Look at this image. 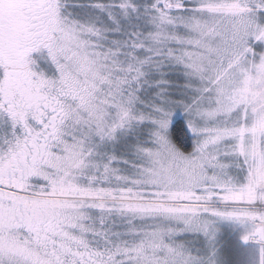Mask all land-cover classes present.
Returning <instances> with one entry per match:
<instances>
[{"label": "snow or ice", "instance_id": "1", "mask_svg": "<svg viewBox=\"0 0 264 264\" xmlns=\"http://www.w3.org/2000/svg\"><path fill=\"white\" fill-rule=\"evenodd\" d=\"M217 218L264 242V0H0V264H216Z\"/></svg>", "mask_w": 264, "mask_h": 264}, {"label": "rangeland", "instance_id": "2", "mask_svg": "<svg viewBox=\"0 0 264 264\" xmlns=\"http://www.w3.org/2000/svg\"><path fill=\"white\" fill-rule=\"evenodd\" d=\"M215 227L217 229L214 240L216 264H259V262L252 260V258L236 244L245 230L249 232L254 231V225L251 222L240 223L236 220H223L217 218ZM187 239L195 246H201L204 243L202 238L190 236ZM250 242L264 245V242H258L256 240H250Z\"/></svg>", "mask_w": 264, "mask_h": 264}, {"label": "trees", "instance_id": "3", "mask_svg": "<svg viewBox=\"0 0 264 264\" xmlns=\"http://www.w3.org/2000/svg\"><path fill=\"white\" fill-rule=\"evenodd\" d=\"M175 136H179L181 139L184 138L183 133L180 131L179 126H177V130L175 133ZM250 233L248 230H245L244 234L241 235L237 241V245L240 249H242L246 254L252 258V260H255L261 264V249H264V245L252 243L250 240L245 241L243 237Z\"/></svg>", "mask_w": 264, "mask_h": 264}]
</instances>
